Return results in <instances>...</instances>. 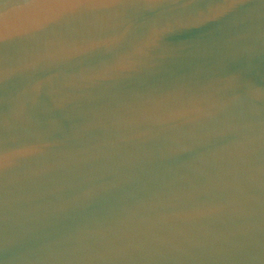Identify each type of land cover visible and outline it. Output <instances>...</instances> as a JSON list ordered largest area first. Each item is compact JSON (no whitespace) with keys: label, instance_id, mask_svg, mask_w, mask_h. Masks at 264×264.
<instances>
[{"label":"water","instance_id":"obj_1","mask_svg":"<svg viewBox=\"0 0 264 264\" xmlns=\"http://www.w3.org/2000/svg\"><path fill=\"white\" fill-rule=\"evenodd\" d=\"M0 264H264V0H0Z\"/></svg>","mask_w":264,"mask_h":264},{"label":"snow or ice","instance_id":"obj_2","mask_svg":"<svg viewBox=\"0 0 264 264\" xmlns=\"http://www.w3.org/2000/svg\"><path fill=\"white\" fill-rule=\"evenodd\" d=\"M80 2H81V3H83V2H88V0H80ZM113 2H114V0H113Z\"/></svg>","mask_w":264,"mask_h":264}]
</instances>
